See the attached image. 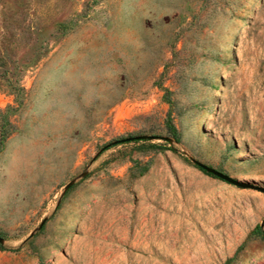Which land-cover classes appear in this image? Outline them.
Here are the masks:
<instances>
[{
    "label": "rangeland",
    "instance_id": "1",
    "mask_svg": "<svg viewBox=\"0 0 264 264\" xmlns=\"http://www.w3.org/2000/svg\"><path fill=\"white\" fill-rule=\"evenodd\" d=\"M0 264H264V0H0Z\"/></svg>",
    "mask_w": 264,
    "mask_h": 264
},
{
    "label": "water",
    "instance_id": "2",
    "mask_svg": "<svg viewBox=\"0 0 264 264\" xmlns=\"http://www.w3.org/2000/svg\"><path fill=\"white\" fill-rule=\"evenodd\" d=\"M142 138H143V137L127 138V139H125V140L117 141L116 143H120V142H129V141H133V140H140V139H142ZM195 163H196L200 168H202L203 170H205V171H207V172L213 174L214 176H216V177H218V178H220V179H222V180L228 181V182H230V183H235L230 177H228V176H226V175H224V174H222V173H220V172H218V171H216V170H214V169H211V168L207 167L206 165H204V164H202V163H200V162L195 161Z\"/></svg>",
    "mask_w": 264,
    "mask_h": 264
},
{
    "label": "trees",
    "instance_id": "3",
    "mask_svg": "<svg viewBox=\"0 0 264 264\" xmlns=\"http://www.w3.org/2000/svg\"><path fill=\"white\" fill-rule=\"evenodd\" d=\"M169 131H170L172 137H173L176 141L179 140L178 132H177L176 128H175L173 125L169 126Z\"/></svg>",
    "mask_w": 264,
    "mask_h": 264
}]
</instances>
